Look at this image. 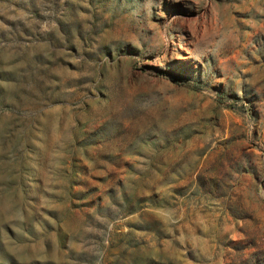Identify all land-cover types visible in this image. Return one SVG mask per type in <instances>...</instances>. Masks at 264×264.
<instances>
[{"label":"rangeland","instance_id":"obj_1","mask_svg":"<svg viewBox=\"0 0 264 264\" xmlns=\"http://www.w3.org/2000/svg\"><path fill=\"white\" fill-rule=\"evenodd\" d=\"M0 264H264V0H0Z\"/></svg>","mask_w":264,"mask_h":264}]
</instances>
